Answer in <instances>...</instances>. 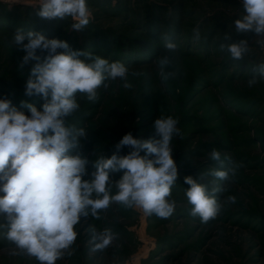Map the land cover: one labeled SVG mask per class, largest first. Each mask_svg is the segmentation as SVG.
Here are the masks:
<instances>
[{"label":"rangeland","instance_id":"rangeland-1","mask_svg":"<svg viewBox=\"0 0 264 264\" xmlns=\"http://www.w3.org/2000/svg\"><path fill=\"white\" fill-rule=\"evenodd\" d=\"M37 3L0 0V99L10 100L25 114L29 110L22 102L42 110L40 97L25 95L29 73L19 68L25 53L12 43L18 29L25 35L34 31L66 41L70 50L119 61L130 73H143L129 75L132 89H125L120 79L107 90L101 87L95 103L77 97L80 108L67 124L88 132L81 151L89 173L97 158L112 155L125 134L152 138L158 117L178 119L181 130L171 142L178 166L171 190L173 214L163 219L113 203L101 211L100 219L82 218L75 243L56 264H264V79L252 87L247 84L264 63V43L253 33H235L233 22L244 14L241 0H87L90 22L80 31H72L71 18L39 19ZM197 27L199 41L194 39ZM225 33L249 41L251 50L243 59L233 60L219 50ZM164 37L179 45L171 69L176 76L167 81L155 62L165 51ZM213 149L220 151L221 159L231 157L243 167L235 182L218 181L227 189L219 198L235 196L236 202L203 224L189 214L185 190L190 186L184 178L199 180L201 173L218 168L209 158ZM128 151L125 147L121 155ZM111 175L118 180L123 172ZM93 229L115 234L108 248L91 250ZM12 253L13 246L0 232V264H39L34 257Z\"/></svg>","mask_w":264,"mask_h":264},{"label":"clouds","instance_id":"clouds-1","mask_svg":"<svg viewBox=\"0 0 264 264\" xmlns=\"http://www.w3.org/2000/svg\"><path fill=\"white\" fill-rule=\"evenodd\" d=\"M37 4L39 19L71 18L72 31H80L90 22L87 0H38ZM241 4L244 14L233 22L235 33H253L257 42L264 43V0H241ZM194 39H201L199 27L194 29ZM223 40L219 50L233 60L243 59L251 50L247 39L233 40L230 33H225ZM12 43L25 53L19 62V68L29 73L25 95L44 101L42 110L22 102L29 110L25 114L10 100L0 99V232L13 246L12 254L34 257L39 264H56L75 243L76 226L82 218L100 219L101 211L113 203L140 209L148 216L169 218L175 211L171 190L178 178V166L171 142L181 135L178 119L158 117L149 139L125 134L109 158L101 155L93 162L91 173L81 151L88 132L67 124V118L80 108L78 96L95 103L101 87L107 90L112 81L120 79L125 89H132L129 75L143 73H130L119 61L70 50L66 41L48 39L39 32L25 35L18 29L12 34ZM163 48L164 53L155 62L162 80L167 81L176 76L171 69L179 45L164 37ZM259 79H264V63L255 68L248 86ZM125 147L129 151L121 155ZM209 158L219 167L201 173L199 180L184 178L190 186L185 190L191 205L189 214L199 217L203 224L216 219L225 205L236 202L235 196L219 198L227 189L218 181L235 182L243 167L231 157L221 159L217 149L209 153ZM121 171L120 179L114 180L111 174ZM207 177L212 180L202 182ZM114 239L109 229H93L91 250L103 251Z\"/></svg>","mask_w":264,"mask_h":264}]
</instances>
